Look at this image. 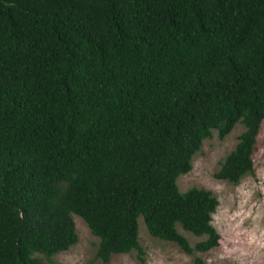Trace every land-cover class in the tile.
I'll list each match as a JSON object with an SVG mask.
<instances>
[{
  "label": "trees",
  "instance_id": "obj_1",
  "mask_svg": "<svg viewBox=\"0 0 264 264\" xmlns=\"http://www.w3.org/2000/svg\"><path fill=\"white\" fill-rule=\"evenodd\" d=\"M263 118L264 0H0V264L68 249L73 214L102 264L132 249L144 262L139 215L210 250L219 199L177 177L241 121L214 173L238 182Z\"/></svg>",
  "mask_w": 264,
  "mask_h": 264
},
{
  "label": "rangeland",
  "instance_id": "obj_2",
  "mask_svg": "<svg viewBox=\"0 0 264 264\" xmlns=\"http://www.w3.org/2000/svg\"><path fill=\"white\" fill-rule=\"evenodd\" d=\"M244 125L237 121L223 138L217 129L205 137L201 147L192 156V167L177 177L180 190L191 186L211 189L219 199L213 213V224L220 233L219 244L208 251L187 253L174 241L164 240L149 233L142 215L138 216L139 241L144 262L138 251L115 253L108 264H264V118L261 122L255 149L254 169L245 173L238 182L215 177L225 155L234 148ZM78 240L68 249L43 256L44 264H102L96 256L98 236L78 214H73ZM191 244L203 238L185 230L178 223Z\"/></svg>",
  "mask_w": 264,
  "mask_h": 264
}]
</instances>
